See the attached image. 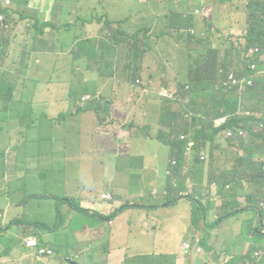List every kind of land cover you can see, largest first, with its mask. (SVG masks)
I'll use <instances>...</instances> for the list:
<instances>
[{"label": "crops", "instance_id": "crops-1", "mask_svg": "<svg viewBox=\"0 0 264 264\" xmlns=\"http://www.w3.org/2000/svg\"><path fill=\"white\" fill-rule=\"evenodd\" d=\"M24 1L27 6H30L32 2L39 5L43 3V9L47 14L46 22L50 21L52 26H56L54 22L55 17L58 18L56 21L62 22L59 20L60 12L55 9V6L60 3V0ZM158 1L144 0L141 2L137 0L139 3L134 4L136 18L128 17L129 11H126L124 7L119 5L108 6L105 8V12L107 13L106 18L97 19L91 14L92 6L86 5L85 14H87L88 18L82 19L79 24L74 23L72 30L68 27L66 32L67 36L64 35L65 31L61 33L63 37L71 40L70 43L73 44L64 48L61 67L58 71L59 75L55 78L56 85H61L62 90L66 92V97L63 100L72 105H77L80 110V115H85L90 120L87 125H82V134L84 135L86 133L88 136H95L102 142L103 147L97 149H101L102 151L98 153L94 151L92 154L99 156L101 162L108 160L110 163L108 167L102 166L100 171L102 181L107 183V190L102 189L99 191V187L84 185L81 190H77L75 196H71L68 193L63 195L71 198L74 197L79 205L87 210L83 214L94 217L93 222H82L75 231V240L79 245V250L75 257L76 259L84 258V253L93 247L94 251L97 253L103 252L104 255L98 257L102 258L101 262L94 259L85 264H122L124 258L121 256L128 254H133L135 255L134 257H148L153 260L154 264L155 260L159 261L158 264H190L189 257L191 255H202H195L193 253L184 255L182 252L183 243L189 241L194 244L196 239L201 240L198 234H201V238L203 236L202 231L195 229L191 224V211L193 207L191 200L182 197L170 202L171 200L167 201L163 195L157 194V197H154L150 193V190L154 187L161 192L163 188L162 176H165V171L170 167L171 160L175 158L173 153L171 154L169 150L165 151L164 149L158 148L132 149L130 145L134 139L144 137L145 133L138 128L132 130L127 126L128 128L126 127L123 130L118 127V124H122V118L119 119L114 113L120 112L121 107L118 101L120 96L116 93L121 92L126 94L132 92L133 87L122 82L121 76L123 72L117 69L129 68L137 75L147 72L149 74L152 73L157 63L156 56H153L156 49L160 48V54L166 55L168 53L176 55L177 50L182 46L176 33H186L192 29L197 34L196 39H205L202 43H192L190 45L194 51L201 50L203 43L209 45L210 42L219 48L220 56L216 55V79L219 82L221 79L219 68L226 70L222 59L225 56V50L229 42H231L230 38L237 37L245 32L244 2L234 1L228 3L220 2L219 0ZM76 3V10L80 12V0H76ZM159 3H161V7L155 15V19L149 22L147 26L141 28L142 24L139 20L148 15V13L156 11ZM204 4H210L213 7L212 16L209 18L203 17L200 13H195V10L201 9ZM12 8L14 9L13 5ZM113 11L116 13L110 19L108 14ZM126 22H128L127 26L124 25ZM48 24L40 27L48 26ZM36 26L38 25L36 24L34 27ZM13 33L15 32L13 31L9 37ZM201 34H207V36L200 38ZM165 42H167L168 48L161 46ZM90 47L92 54H90ZM147 57H153L155 59L154 68L152 60ZM174 58L187 65L183 55H177ZM78 61L82 62L80 63ZM175 64L176 66L178 65L176 61ZM28 66L29 63L26 62L25 68ZM89 66L95 70V76L90 77V75H87L85 78H80L79 85L77 86L78 73L85 71ZM258 68L263 69L264 62H259ZM114 69L116 71L112 72ZM55 70L53 68V72ZM199 73L205 74V70L203 69ZM23 74L26 76L25 72ZM0 75H4L14 81L11 86L4 87L5 90L10 89L12 91V98L8 100L0 98V115L3 116L9 113L10 107H16L19 104L18 100H14L15 85L18 81V76H8L7 73H0ZM110 75H114L112 81L103 78L104 76ZM242 76L245 78L251 76L245 63ZM194 84H196L197 107L201 111H205L212 100L211 96L208 95V92H212V88L204 91L207 86L204 78H199L196 83L187 82L186 88H190ZM44 90L46 89L42 90L46 94ZM86 94L94 97V99L82 102L81 99ZM47 99L48 96L46 94V99L43 101H32V106L38 103H45ZM78 99L79 103H76ZM186 101L188 102L189 100L186 99ZM107 102H110V104H107ZM82 107L85 108L82 109ZM173 107L176 109L177 105L173 104ZM96 108L101 109L104 115L101 120L98 119L99 126H95V121L91 118L90 114H87ZM145 109L150 114V122L155 137L160 131L167 132L160 125L162 99L148 101ZM241 114L244 113H239V115ZM105 117L115 119V121L106 120ZM81 119L77 118L73 121L77 123ZM17 124L18 122L0 131V147L3 149V159L1 161L3 172L10 169V166L16 170V157L12 154H4V152L12 148L16 142H22L19 137ZM47 127L50 128V125H47ZM30 130L32 131L31 128ZM32 132L35 135L29 139H25V141L29 140L34 145L35 149L32 152V156L38 158L43 145L48 142V139L41 129ZM68 132L76 135L75 130H69ZM118 140H122L121 147L116 146L115 142ZM117 150L122 151V154L126 156L123 161L117 159ZM217 151H214L210 156L216 154ZM159 154L161 158H158ZM217 157L218 155L211 157L207 164L201 163L197 173L194 172L196 169L193 163H189V159H183L180 163L181 167L177 168L174 173L176 184L184 181V185L190 191H194L196 187L200 188V194L197 195L201 197L203 195V183L208 179L211 171L216 173V168L219 166ZM64 160L66 162L68 161L67 155ZM38 163L40 162L37 160L34 162L33 170H39ZM228 164L229 166L222 165L221 167L227 168L232 165L231 162ZM121 165L126 167L124 169H118V166ZM238 187L237 201L242 206L248 203L246 196L250 194L253 196L257 195V202L259 204L263 203L259 192L263 194L264 198V180L262 188L259 185L248 183L246 180L238 183ZM117 188H121L123 191V196L118 202L117 196L113 192ZM102 194L110 195L111 199H103ZM211 199L215 201L214 207H219L221 204L220 196L211 197ZM201 201L209 209L207 223H210V215L214 208L213 202L206 203L202 197ZM127 203L131 205L135 204V206L126 208L112 218H106L119 206ZM170 206L177 208L171 211ZM259 208L264 213V209ZM258 210L252 208L244 209L240 213L224 219L216 228L210 231L209 243L217 252H221L218 254L217 259L225 255L223 258L224 264L228 262H225L226 258L230 259L228 250L223 246L226 242V238L224 237L225 229L231 228L232 234H236L239 231L242 232L246 228L248 231L255 229L257 226L256 220L259 217ZM248 212H251L249 216L246 215ZM240 219L243 221H240ZM217 239H222V241L218 242ZM250 243L251 240H245L243 242V250L249 247ZM158 246H162V248H158ZM47 247L50 249L53 248L49 243ZM122 251H126L127 254H117ZM164 255L168 258H164ZM69 259L66 258L64 264H71L68 262ZM76 262L77 264H81L78 261ZM214 263H216V260H214ZM54 264L60 263L56 261Z\"/></svg>", "mask_w": 264, "mask_h": 264}, {"label": "rangeland", "instance_id": "rangeland-1", "mask_svg": "<svg viewBox=\"0 0 264 264\" xmlns=\"http://www.w3.org/2000/svg\"><path fill=\"white\" fill-rule=\"evenodd\" d=\"M11 1L14 11H19V14L21 13L23 16L21 20H28L31 23V27H23L21 23L16 21L15 17H10L18 24V29L9 38L0 39V73H7L8 76H18L14 100H18L19 104L16 107H10L9 112L15 117L26 115V121L18 122L17 124L19 137L22 142H16L13 145L14 150H8L15 154L17 153L16 170L12 166L4 172L0 169V228L2 227L3 230L9 233L10 244L4 243L5 246L8 247L15 241L14 248L11 249L9 247L7 251H4L0 260L9 261L10 264H54L56 261L64 264L66 258L74 259V262L78 261L81 264L89 263L94 259L101 262L102 258L98 257L100 255L103 256L104 253H97L94 251V247L84 253V258L76 259L75 256L79 250V245L75 240V231L82 222H93L94 217L84 215L60 199L65 193L75 196L77 190H81L84 185L99 187V191L102 189L107 190V183L102 181L100 171L102 166H110L108 160L101 162L99 156L92 154L94 151L97 153L102 151L101 149L97 150L99 147H103L102 142L95 136H88L86 133L83 135L81 132L82 125H87L90 120L85 115H80L77 105H72L63 100L66 97V92L62 90L61 85H56L55 78L59 75L58 71L61 67L64 48L73 44L70 43L71 40L63 37L61 33L65 31L64 35L67 36L68 27L72 30L74 23L79 24L82 19L88 18L87 14H85L86 5L92 6L91 14L97 19L106 18L105 8L108 6L119 5L129 11L128 17L136 18L134 4L139 2L137 0H80L81 11L77 12L76 0H60L55 9L60 12L59 20L65 24L56 21L58 18L55 17L56 26L54 27L50 24V21L46 22L47 14L43 9V3L39 5L32 2L30 6H27L24 0ZM163 1L159 0L158 2ZM160 7L161 3L158 4L156 11L148 13V15L139 20L142 24L141 28L147 26L149 22L155 19ZM114 13L116 12H109L110 19L113 18ZM35 18L38 19L37 25L39 27L49 23L48 26L43 27L40 34L34 31ZM127 24L128 22L124 25L127 26ZM161 46H164V44ZM153 56L166 55L160 54V48H157ZM147 58L152 60L154 68L155 59L153 57ZM26 62L29 63L27 68H25ZM173 64L175 67V62ZM53 68L56 69L54 72ZM24 72L26 76H24ZM124 72L128 74L130 69L126 68ZM87 75H90V77L95 76V70L90 66L85 71L78 73L76 85H79L80 78H85ZM129 76H137V74L132 72ZM139 76L144 79L150 78L153 82L158 80V77L151 78L149 72ZM167 76L169 81L173 80L172 74ZM51 77L52 79H50ZM43 89L48 90H44L48 99L45 103H38L32 106V101H43L46 99ZM116 94L122 95L121 92ZM155 99L159 100L162 98L153 91L148 92L141 88L133 87L132 92L126 98L119 100L121 104L120 112H114L119 119L122 118V124H118V127L125 130L129 126L132 130L138 128L145 133L144 137L134 139L130 145L132 149L158 148L165 151L169 150L172 154L171 147L161 143L155 137L150 122V114L145 109L148 101ZM87 114H90L91 118L97 122L104 117L102 110L98 108L89 111ZM245 116L252 118L250 111L240 115V117ZM77 118L82 119L76 123L73 120ZM7 119L9 120L10 116L7 115ZM30 119L33 121L31 125L32 131L36 132L37 129H41L48 139V142L43 145L42 153L38 158L32 156V144L24 142L25 139L33 135L29 128V123H32ZM105 119L115 121V119H109L108 117H105ZM217 122L218 119L215 121L216 125ZM10 124L11 122L8 121L5 127ZM2 125L4 126L5 123L0 122V126ZM47 125H50V128ZM69 130H75L76 135L69 133ZM238 136L234 135L231 137L232 145L230 150L234 153L238 150ZM115 143L117 147H121L122 140H118ZM117 152V159L123 161L126 156L120 150H117ZM66 155L68 156L67 162L64 160ZM158 158H161L160 154ZM36 160L44 164L39 170H33V164ZM192 160L193 156L189 158V163H192ZM40 163H38V167ZM217 163H223L222 154L217 157ZM222 165L229 166V164ZM125 167L121 165L118 166V169H124ZM113 192L117 196L118 202L123 196V191L121 188H117ZM187 192L191 191L188 189ZM201 197L205 199L206 203L213 202L214 207L215 201L211 199V196L202 195ZM72 199L75 198L73 197ZM261 201L263 203L258 204V206L264 209V198ZM176 208L170 206L171 211ZM250 214L251 212H248L246 215L249 216ZM216 215L217 210L213 208L209 221L213 222ZM240 221L243 220L240 219ZM256 221L257 226L264 229V220L260 224H258L259 219ZM40 223L46 225L49 229H44ZM249 232L246 228L242 232L239 231L236 234H232L231 228L225 229L224 237L226 242L223 246L228 250L229 254L241 256L245 255L249 248L253 250L255 247L257 250L252 251V259L248 260L246 264H264L263 235H253L250 246L245 250L242 248L243 242L252 237ZM33 234H37V236ZM27 236L36 237L41 245L43 244L40 239L47 244H51L54 247L52 248L54 255L38 259L31 250L24 247L23 239ZM198 237L201 239V234H198ZM217 241L221 242L222 239H217ZM158 248H162V246H158ZM202 248V255H191L189 257L190 264L214 263V260H216L214 254L207 252L203 245ZM117 254L126 255L127 253L122 251ZM121 257L125 258V256ZM224 257L225 255H222L214 264H224ZM158 263L159 261L155 260V264Z\"/></svg>", "mask_w": 264, "mask_h": 264}, {"label": "trees", "instance_id": "trees-1", "mask_svg": "<svg viewBox=\"0 0 264 264\" xmlns=\"http://www.w3.org/2000/svg\"><path fill=\"white\" fill-rule=\"evenodd\" d=\"M220 2L232 3L234 1L244 2L243 13L245 16L246 28L244 34L234 36L230 38L226 50L225 56L222 59L225 67L227 77L218 83L216 79V55L220 56L219 48L212 45L210 42L202 44V49L194 51L190 45L192 43H202L205 39H196V36L190 33H176L182 43V46L177 50L176 55L166 54V56H156V68L149 75L151 78L158 77L157 81H152L150 78L142 79L139 83H136V79L140 78L137 76H129L133 71L130 70L128 74L124 72V69H117L123 72L121 76L122 82L129 84L132 87H140L143 89H151L154 91H160L162 89L168 90L174 95V99H163L162 103V112L160 125L162 128H165L167 132L160 131L156 138L162 143L169 145L171 147L174 157L178 161V165H174L173 159L170 162V167L165 171V176L162 177L163 188L161 192L157 188H152L150 190L152 194L164 195V198L167 201L173 202L178 200V198H189L193 201L194 206L192 207V216L191 224L195 229L202 231L203 236L200 240V243L203 245L207 252L214 254L215 259L217 260L218 254L214 247L209 243L210 231L218 226V224L224 219L235 215L245 208L256 209L257 199L256 196L247 195L248 204L242 206L238 201V183H241L242 180H246L248 183H253L259 185L260 188L263 187L264 180V116L260 118L252 116L240 117L239 113H246L247 111H259L264 107V75L260 77L253 78V84L250 87H245L242 84L241 78L244 69L245 59L242 52V44L245 37V48H249L255 45L264 47V0H219ZM203 8L205 11H208V14L212 16L213 7L210 4H204ZM20 14L17 15L16 21L21 23L23 27L30 28L31 23L24 19ZM37 24V18H35V24ZM18 29V24L13 22L12 31L16 32ZM43 27L36 26L34 31L38 34L42 33ZM177 32V31H175ZM200 38H203L202 36ZM164 46L167 47V42L164 43ZM201 53V54H199ZM90 54L92 50L90 47ZM172 55V56H170ZM177 55H183L184 61L187 65L179 60H176L174 57ZM177 62V66L173 62ZM183 64V66H181ZM246 66V63H245ZM247 68V67H246ZM205 70V74H200L199 71ZM248 70V69H247ZM116 69L112 70V72ZM135 73V72H134ZM169 74L173 75V80L169 81ZM231 76V78H228ZM105 80H110L114 78V75L104 76ZM199 78H204L207 83L204 91H208L212 88V92H208V95L211 96L212 100L209 107L205 111H201L196 104V91L194 86L186 88L187 82L196 83ZM52 79V77L50 78ZM11 78H7L4 75H0V98L8 100L12 98V91L5 90V86H11L13 84ZM89 85V84H87ZM113 86V85H109ZM189 87V85H188ZM71 89V87H70ZM130 93V92H129ZM129 93H122L120 98H126ZM186 99L189 101L187 102ZM76 103H79V99L76 100ZM110 104V102H107ZM173 104L177 105V108L174 109ZM85 107H82L84 109ZM87 108V107H86ZM185 110H188L194 114L192 123L185 121L181 114ZM88 111V108H87ZM7 115L10 116V119H7ZM219 117H225L226 121L223 125L215 126L214 122ZM31 120V119H30ZM94 120V119H93ZM10 121L11 124L8 127L16 124L17 122L26 121V115L22 117H15L10 112L3 116L0 115V122H4L5 125L0 126V131L5 127L7 122ZM95 121V120H94ZM30 122H33L32 120ZM33 123H29V127ZM199 124L200 127L196 128V125ZM56 125V123H55ZM100 123L95 121V126H99ZM227 129L240 130L242 131L241 136L237 138L238 140V150L234 153L230 150L232 145L231 139L226 137V146L219 142L220 134L225 137ZM180 131H192V139L196 140L195 146V156L193 158V165L196 171L200 169L201 162L197 156L198 152L201 149H205L209 143L213 149H217V153L210 156L206 159L205 164H207L211 157L222 154V164L232 163L230 167L222 168V164L216 168V173L211 171L209 174V179L216 180L218 182V191L217 194L221 198V206L218 208V218L214 219L213 222L207 223V214L208 208H206L201 200L197 197V194H200V188H195L192 192H187V188L184 185V181L176 184V178L174 177L175 170L179 168V163L183 161V148L184 143L180 140H177L173 136L177 135ZM35 134L33 133L32 136ZM28 137L27 139L31 138ZM25 142H29L26 140ZM32 144V143H30ZM33 150L35 149L34 145ZM12 150V148H10ZM9 150V149H8ZM2 152L3 149L0 147V169H2ZM33 152V151H32ZM42 149L40 151V155ZM4 154H12L16 157V154L12 151H5ZM231 157V159H230ZM44 164L40 163L39 167H42ZM193 173V172H191ZM226 185L229 186L226 189ZM155 191V193H152ZM259 192V191H258ZM263 199V194L259 192ZM154 196V195H153ZM156 197V196H154ZM62 201H66L68 205L80 212L85 213L86 209L80 207L79 203L75 199L70 197H61ZM135 206L129 203L119 206L112 214L108 215L106 218H112L116 214L122 212L126 208ZM259 209L260 218L259 223H262L264 220L263 210ZM202 226H200V224ZM44 229H49L46 225L40 223ZM6 230L0 228V258L4 254V251H7L9 247L14 248L15 241L10 246H5L10 244V239L8 237ZM249 234H252V237L249 240L252 241L253 235H263L264 229L256 226L255 229L250 230ZM247 237V236H245ZM41 242V241H40ZM42 243V242H41ZM155 254V253H153ZM252 250L249 248L245 255H234L230 254V259L226 264H246L248 260L252 259ZM133 254H128L125 256L122 264H154L153 260L148 257H134ZM38 259V256H36ZM164 258H168L164 255ZM0 264H10L9 261L0 260Z\"/></svg>", "mask_w": 264, "mask_h": 264}, {"label": "built area", "instance_id": "built-area-1", "mask_svg": "<svg viewBox=\"0 0 264 264\" xmlns=\"http://www.w3.org/2000/svg\"><path fill=\"white\" fill-rule=\"evenodd\" d=\"M9 5H10V0H0V33L1 34H8L9 32L12 31L13 23L6 19L5 13L2 11L4 8L9 7ZM195 13H200L205 18H209L210 17V15L208 14V11H205L203 7L201 9H196ZM259 52H260V48L258 46H256L254 48L248 49L245 52V54H244V57H245L246 61L248 62V67L251 70H255L256 69V62L254 61V57L257 54H259ZM259 59H262L261 55H259ZM220 72L223 74L222 80H224L227 77V74L222 69H220ZM228 78H231V76H229ZM241 81H242V84H243L245 79L241 78ZM139 82H140V79L137 78L136 79V83H139ZM248 82H250V81H248ZM158 94L161 96V98L174 99V95L172 93H170L166 89L160 90L158 92ZM89 98L90 97L87 95V96L83 97V100H87ZM182 115L189 122H191L193 120V114L191 112H182ZM217 119H218L217 125L214 122L215 126L223 125L225 123V121H226L225 117H219ZM199 127H200V125L197 124L196 128H199ZM241 134H242V131H240V130L227 129V131L225 133V137L223 136V138L226 139V137H229L231 139L232 136H234V135L241 136ZM179 139L185 142V154L188 155L193 150V148H194V146L196 144V141L192 139L190 134H185V133H181L179 135ZM200 158L201 159H206L207 158L206 152H201ZM172 163L174 165L177 164L176 160H173ZM209 187L211 189H214L216 187V183L212 182L209 185ZM152 193H155V191H152ZM152 195L157 197V194H152ZM102 198L109 200V199H111V196L108 195V194H102ZM25 244L29 248L36 249V253H37L38 256H44V255L52 254V251L50 249H46V248H43V247H38L37 241L34 238H32V237L26 238L25 239ZM182 252H183L184 255L192 254V253L195 254V255L202 254L203 253V249H202V247H201V245L199 243V239H196L194 244L190 243L189 241H186L185 243H183Z\"/></svg>", "mask_w": 264, "mask_h": 264}, {"label": "clouds", "instance_id": "clouds-1", "mask_svg": "<svg viewBox=\"0 0 264 264\" xmlns=\"http://www.w3.org/2000/svg\"><path fill=\"white\" fill-rule=\"evenodd\" d=\"M138 1H141V2H143L144 0H138ZM202 8V7H201ZM4 13H5V15H6V19L7 20H9V21H11L12 23L14 22L13 20H12V18H10V17H17V15L19 14V11H14V9L12 8V1L10 0V5H9V7H7V8H4L3 10H2ZM13 31H11V32H9L8 34H1L0 33V39H4V38H8L9 37V35L12 33ZM186 33H190V34H192V35H194V36H197V34H195L194 33V30H192V29H190V30H188V32H186ZM201 36H207V34L206 35H204V34H201ZM256 46H258L259 48H260V52H259V54H257L255 57H254V61L256 62V69L255 70H251L249 67H248V62L246 61V59H245V57H244V54H245V52L248 50V49H250V48H254V47H256ZM242 48H243V57H244V59H245V63H246V67H247V69L249 70V72L251 73V76L249 77V78H245V77H243L242 76V78H244L245 79V81H244V83H243V85L245 86V87H250V86H252V84H253V78L254 77H260V76H263L264 75V68L263 69H259L258 68V63L259 62H264V47H262V46H259V45H255V46H252V47H249V48H245V37H244V40H243V44H242ZM259 55H261L262 56V59H259ZM78 62H82V61H78ZM220 69H222L224 72H226V70H224L223 68H219V73L221 74V79L219 80V82H221V80H222V78H223V74L220 72ZM138 79H140V81H141V78H138ZM142 79H144V78H142ZM248 81H250V82H248ZM218 82V83H219ZM136 88H140V87H136ZM141 89H143V88H141ZM143 90H146V91H148V92H150V91H153V92H155V94H157V96H159L160 98H161V96L158 94V92L157 91H154V90H151V89H143ZM89 96L90 98L89 99H87V100H83V97H85V96ZM82 97V102L83 101H88V100H92V99H94V97H91L89 94H86V95H84ZM163 99H165V98H162V100ZM169 99V98H168ZM184 112H190V111H188V110H185ZM247 112H249V111H247ZM251 112V116H255V117H258V118H260L261 116H264V107H262V109L261 110H259V111H250ZM192 113V112H191ZM181 114V116H182V118L185 120V121H187L188 123H192V121L191 122H189L187 119H185L184 118V116L182 115V113H180ZM193 114V113H192ZM193 117H194V114H193ZM181 133H185V134H190V136L191 137H193L192 136V131H180L177 135H175V136H173L174 138H176L177 140H180L179 139V135L181 134ZM180 141H182V140H180ZM196 141V140H195ZM183 143H184V148H183V159H189V158H191L192 156H193V158H194V156H195V146H196V144H195V146H194V148H193V150L188 154V155H186L185 154V142L184 141H182ZM219 142L221 143V144H223V145H225L226 146V140L223 138V136L220 134V138H219ZM214 151H217V149H213L212 148V146L208 143L207 144V146H206V148L205 149H201L199 152H198V154H197V156H198V158H199V160H200V162L201 163H205V161H206V159H208L209 157H210V155L214 152ZM201 152H206V154H207V158L206 159H201L200 158V156H201ZM173 160H176V162H177V164H176V167H177V165H178V161H177V159L176 158H174ZM192 163H193V160H192ZM181 164L179 163V167H181L180 166ZM212 182H215L216 183V187L214 188V189H211L210 187H209V185L212 183ZM229 188V186L228 185H226V189H228ZM217 191H218V182L216 181V180H211V179H209V177H208V179H206L205 180V182L203 183V195H208V196H211V197H216V196H218V194H217ZM193 192V191H192ZM201 195H202V193H201ZM63 197H67V196H63ZM197 197L201 200V197H199V195H197ZM71 198V197H70ZM191 200V199H190ZM220 201H221V199H220ZM63 202H65V203H67L66 201H63ZM77 202V201H76ZM191 202L193 203V201L191 200ZM202 202V201H201ZM78 203V202H77ZM68 204V203H67ZM241 204V203H240ZM248 203H246L245 205H247ZM258 204H259V202H257L256 204H254L255 206H256V209H258L259 208V206H258ZM242 205V204H241ZM244 205V206H245ZM193 206H194V203H193ZM221 206V204L219 205V207ZM81 207V206H80ZM219 207H214L216 210H218V208ZM245 209H247V208H245ZM250 209V208H249ZM255 209V210H256ZM209 210V209H208ZM259 211V210H258ZM86 212H87V210H86ZM85 212V213H86ZM83 213V212H82ZM240 213V212H239ZM215 216V215H214ZM261 216H260V214H259V218H260ZM218 218V212H217V215H216V218L215 219H217ZM34 236H37V234H33ZM34 236H27V237H25L24 239H23V244H24V247L25 248H27V249H29V250H31L32 252H33V254L35 255V256H38L37 255V253H36V249H34V248H29V247H27L26 246V244H25V239L26 238H28V237H32V238H34L36 241H37V244H38V247H43V248H46V249H50V248H48L47 247V243H45L43 240H41L40 239V241L42 242V244L43 245H41L40 243H39V241L37 240V238L36 237H34ZM199 243H200V240H199ZM201 244V243H200ZM52 246V245H51ZM53 247V246H52ZM54 248V247H53ZM51 251H52V254H50V255H44V256H38L39 258H45V257H52L53 255H54V251L52 250V249H50ZM249 250V249H248ZM253 252L255 251V247L253 248V250H252ZM247 253V252H246ZM253 254V253H252ZM251 254V255H252ZM255 254H257V252H255ZM227 261H229V258H226L225 259V262H227ZM68 262L69 263H71V264H76V262H74V261H72V260H68Z\"/></svg>", "mask_w": 264, "mask_h": 264}]
</instances>
